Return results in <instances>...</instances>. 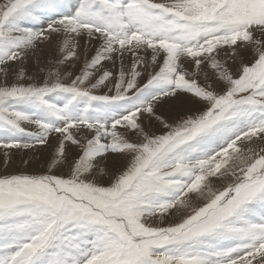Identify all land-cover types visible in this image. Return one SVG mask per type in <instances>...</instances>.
Returning a JSON list of instances; mask_svg holds the SVG:
<instances>
[{"label":"snow or ice","instance_id":"6c2138e0","mask_svg":"<svg viewBox=\"0 0 264 264\" xmlns=\"http://www.w3.org/2000/svg\"><path fill=\"white\" fill-rule=\"evenodd\" d=\"M45 145L0 264H264V0H0V149Z\"/></svg>","mask_w":264,"mask_h":264},{"label":"rangeland","instance_id":"374dc122","mask_svg":"<svg viewBox=\"0 0 264 264\" xmlns=\"http://www.w3.org/2000/svg\"><path fill=\"white\" fill-rule=\"evenodd\" d=\"M94 50L92 53H89V55L93 54ZM54 52H49V51H45L41 61H40V66H44L45 65V61H44V57H48L51 58L52 55H54ZM125 63H128V61L126 60ZM106 64H108V62H106ZM82 66V64L78 63L75 68H70L68 70L73 71V72H78L80 67ZM109 67H111L110 64H108ZM29 68V72H37L38 68L36 65L32 64L31 62L28 65ZM116 68H119V62H117ZM39 75L43 76L46 74V72L44 73H38ZM11 83V80L9 81ZM101 91H106L105 89H102ZM159 112L165 116L166 118H168L169 120H175L178 118V116L182 113L178 112L175 108L169 106V105H164L163 107H161L159 109ZM25 127L30 128L31 130H35L34 126H28L25 125ZM151 130L155 131L157 134H159L162 129L160 127V125L156 122V121H152V125H151ZM25 140H28L27 137L24 138ZM47 146V145H45ZM42 146H38L37 149L41 148ZM49 147V146H48ZM16 150L15 152L11 153V158L10 160H6L4 153L2 155V152H4L3 149H0V176L3 175H8V174H19L21 172H35V173H39L42 172L44 170L43 168V161L46 160L50 153L52 152L50 149L51 147H49V150H47L45 152V150ZM80 150L78 148H73V154L79 152ZM24 160H28L30 161V165H26L25 163H23ZM111 164H113L112 161H109ZM111 167V166H109ZM103 179L105 182H107L106 178H101Z\"/></svg>","mask_w":264,"mask_h":264},{"label":"bare ground","instance_id":"6f19581e","mask_svg":"<svg viewBox=\"0 0 264 264\" xmlns=\"http://www.w3.org/2000/svg\"><path fill=\"white\" fill-rule=\"evenodd\" d=\"M148 123V121L146 120L145 121V124H147ZM151 125H152V122H151ZM53 147H54V141H53ZM37 150H45V152L47 151V150H49V147L48 146H42L41 148H39V149H37ZM51 151H52V148L50 149ZM1 151V150H0ZM10 151V153H13V152H15L16 150L15 149H12V150H9ZM3 153L4 152H2V155H3ZM1 159V158H0ZM108 164H109V166H111V167H113L114 165L113 164H111L110 162H108Z\"/></svg>","mask_w":264,"mask_h":264}]
</instances>
